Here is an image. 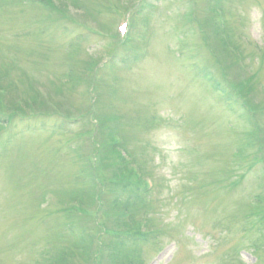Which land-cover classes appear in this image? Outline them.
<instances>
[{"label":"rangeland","instance_id":"374dc122","mask_svg":"<svg viewBox=\"0 0 264 264\" xmlns=\"http://www.w3.org/2000/svg\"><path fill=\"white\" fill-rule=\"evenodd\" d=\"M40 1L0 0V264H264V0Z\"/></svg>","mask_w":264,"mask_h":264},{"label":"trees","instance_id":"16d2710c","mask_svg":"<svg viewBox=\"0 0 264 264\" xmlns=\"http://www.w3.org/2000/svg\"><path fill=\"white\" fill-rule=\"evenodd\" d=\"M34 1L41 2L40 0H34ZM41 3H42V2H41ZM4 123H5V120L2 119V118H0V126H1L2 124H4ZM125 206H126V204H125ZM128 207H130V205H129ZM134 243H135V242H134ZM134 243H133V244H134ZM123 245H126V244H123ZM126 246H127V245H126ZM126 246H125V247H126ZM125 247H124V249H123V251H124L125 253L123 252V255H122V256L125 257V258H130V255L132 254V251H131V249H130L129 252H130L131 254H130V255H126V254H127V251H128L129 248L125 249ZM136 247H137L136 244H135L134 246H132V248H134V249H135ZM134 252L137 253L135 250H134Z\"/></svg>","mask_w":264,"mask_h":264}]
</instances>
